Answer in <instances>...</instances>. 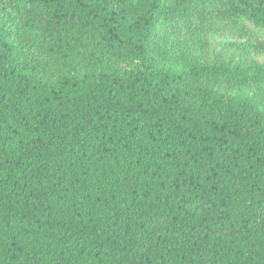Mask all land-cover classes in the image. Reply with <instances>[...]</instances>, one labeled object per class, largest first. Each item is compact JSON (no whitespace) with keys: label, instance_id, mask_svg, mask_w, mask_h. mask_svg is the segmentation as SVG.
Returning a JSON list of instances; mask_svg holds the SVG:
<instances>
[{"label":"trees","instance_id":"1","mask_svg":"<svg viewBox=\"0 0 264 264\" xmlns=\"http://www.w3.org/2000/svg\"><path fill=\"white\" fill-rule=\"evenodd\" d=\"M264 0H0V264H264Z\"/></svg>","mask_w":264,"mask_h":264},{"label":"rangeland","instance_id":"2","mask_svg":"<svg viewBox=\"0 0 264 264\" xmlns=\"http://www.w3.org/2000/svg\"><path fill=\"white\" fill-rule=\"evenodd\" d=\"M259 37L264 40V35L261 32H259Z\"/></svg>","mask_w":264,"mask_h":264}]
</instances>
